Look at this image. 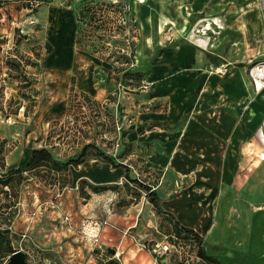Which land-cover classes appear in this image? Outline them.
<instances>
[{
	"label": "rangeland",
	"instance_id": "1",
	"mask_svg": "<svg viewBox=\"0 0 264 264\" xmlns=\"http://www.w3.org/2000/svg\"><path fill=\"white\" fill-rule=\"evenodd\" d=\"M157 1L148 0L146 4H136L135 0H0V167L4 166L7 158L16 161L24 157L26 150L31 148L45 147L50 150L54 159L64 162L76 157L83 145L92 143L112 156L117 163L130 165L129 175L132 179L154 187L160 183L162 173L159 171L152 173L151 177L145 174L142 164L145 154L138 150L142 147H137L132 157L124 154L118 156L123 150H127V140L120 138V133L134 122V115L131 114L126 118L121 116L119 121L120 111L125 109L126 103L132 101V98L128 100L124 94L133 95L135 103L141 102L145 98L141 91H147L155 81L148 78V68H140L144 62L141 38L147 32L141 22L143 18L150 17L152 27H155ZM87 4L101 21L107 23L103 28L96 29L98 22L89 20L87 14L79 15V11ZM259 4L264 24V0H260ZM122 17L127 20L125 26L119 23ZM202 28L197 25L193 31ZM228 38L227 43L231 46L238 41L239 36L230 31ZM76 40L80 41L79 44H76ZM203 43L204 41L198 44L204 45ZM153 45L154 54L163 50L156 48V39L153 40ZM122 50L130 53V56L122 53ZM240 51L234 49L231 53L236 58ZM97 52L111 56L114 67L118 69L131 68L133 73L144 74L139 84L146 88L123 86L121 80L119 83L120 73L111 76L118 79V82H109L102 68L104 60L92 54ZM121 56L126 58L127 63L117 60ZM24 58L36 63V66L24 68L23 72L28 79L26 82L5 65L6 59L20 63ZM252 65L254 64L236 70L234 74L227 69L223 74L215 72L216 69L210 71L214 85H218L213 92V104L201 115L197 114L196 120L188 115L176 123L166 125L150 122L145 126L150 138L146 143L156 146L170 144L172 149L183 145L187 154L198 160L203 158L205 153L202 150L206 144L213 147L212 154L220 155L221 146L227 142L228 135L230 137L237 129L244 130V139H240L245 151L244 164L243 167L232 169L231 175L236 177L229 183L228 191L221 182L224 169H190L183 166L180 160L172 161L171 177L159 187L163 201L170 195L169 188L175 189L177 195H186V191L194 190L198 200L192 203L204 210L203 213L199 210L187 211L184 209L183 199H179L176 201V208H181L182 212L178 218L184 223L198 226V232L204 239L205 230L214 226V222L211 219L205 223L203 214L217 217L215 226L225 230L227 245L235 249H246V245L252 242L250 237L252 238L253 233L248 229L256 223L260 226V243L264 245V148L260 142L264 137V107L260 110V125L258 120L256 127L254 123L243 125L245 121L231 113L235 112V108H229L221 98L225 95L226 101L227 98L237 96L253 97L254 90L250 85L252 80L248 74ZM97 77L104 79L98 82ZM219 77L224 79L223 86H220L219 80L215 81ZM81 83L104 88L108 92L104 101L86 102L71 95L70 87ZM127 83L133 82L128 80ZM254 145H260V157L258 154L254 155ZM255 150L257 151V147ZM180 154L177 151L171 155ZM259 159L260 164H255L254 160ZM191 170H195L196 176L188 177L187 171ZM121 172L123 173L119 172L117 175L118 172L108 164L90 156L83 164L76 168L69 167L67 171L50 172L47 168H39L35 172L24 173V179L20 183L14 177L9 187L0 186L1 224H7V220L12 222L14 218L25 214L32 216V213H37L40 219L38 224L47 223L59 234L61 230L63 234L60 235V242L73 246L82 236L79 231L81 214L78 210L82 204L97 195V207L99 204L100 210L97 217L101 227L108 225L112 216L115 219L113 226L125 230L126 237L142 244L147 253L156 244L168 243L177 250L170 254V259L175 260L173 264L184 260L188 264L194 263L192 258L196 255V248L175 237L171 222L164 216L156 215L144 193L134 184L127 183L123 177L125 172ZM82 175H85L84 179L73 181ZM258 178L259 192L255 193L254 198L253 187L256 188V183L253 182ZM66 180L67 186L64 185ZM80 187L88 195L87 199L81 195ZM93 188L98 189V192H94ZM221 190L228 193L225 196L227 200H209L210 197L205 195L207 192L209 195L220 193ZM205 203H208V208L203 209L202 205ZM5 212L7 215H2ZM258 213L262 215L261 220L255 217ZM22 239L20 235H15L14 246L11 247L30 251L31 264H40L34 257L36 253H41L39 245L28 239L21 241ZM98 251L100 259L110 264L106 261L111 251ZM2 256L3 252L0 251V264ZM178 257L181 259L178 260ZM50 264L56 263L51 260Z\"/></svg>",
	"mask_w": 264,
	"mask_h": 264
},
{
	"label": "crops",
	"instance_id": "2",
	"mask_svg": "<svg viewBox=\"0 0 264 264\" xmlns=\"http://www.w3.org/2000/svg\"><path fill=\"white\" fill-rule=\"evenodd\" d=\"M259 1L199 0V5H197V0H158L155 27H152L150 17L143 18L141 22L147 32L141 38V53L144 62L140 68H148V78L155 79V81L147 91H141L145 97L141 102L135 103L133 95L124 94L128 100L132 98V101L126 103L125 109L120 111L123 115L119 113V120L121 116L126 118L130 114L134 115L133 124L125 129L126 135L123 139L127 140L125 141L127 150L124 156L132 157L136 148L142 147L138 150L143 151L145 154L142 163L144 170H146L145 174L151 177L155 171L162 173L161 184L153 186L158 194L160 207L163 211L172 214L181 226L192 229L201 239L203 238L202 234L198 232L199 227L192 223H184L185 221L179 219L178 216L182 210L176 208V201L183 199L184 209L193 212L199 210L200 213H203L204 210L198 209L196 204L192 203V201L198 200L197 193L194 190H188L186 195H177L175 189L170 190L169 188L170 195L166 201H163L159 187L163 182L165 183L169 176L171 177L172 161L180 160L183 166L190 169L197 167L224 169L221 182L228 191L229 183H232L233 178L236 177L231 175V173L233 174L232 169L243 167L244 164L245 151L243 150V144L240 142V139L241 141L244 139V130L237 129L236 133L231 134L230 137L228 135L227 142L221 146L220 155L212 154L213 147L206 144L202 150L205 154L202 155V159L198 160L196 157L187 154V150L183 145H178V149L176 147L172 149L170 144L156 146L155 144H148L149 142L146 143V140L149 141L150 138L147 136L149 132L145 131V126L150 122L166 125L176 123L188 115H191V119L196 120L197 114L201 115L213 104V92L218 85H214L210 71L225 66L228 72L234 74L236 70L244 69L264 54V24L260 14ZM147 2L148 0H135L136 4H146ZM130 3L129 9L131 10ZM202 13L203 16H201ZM197 25L203 28L193 31ZM230 31L239 36L238 41L233 42L231 46L227 43L229 42L228 34ZM154 39H156L158 45L156 48L163 49L158 54H154ZM203 41L204 45L198 44ZM234 49L241 50L236 58L231 53ZM102 62L104 64L102 68L106 74L105 78L109 82H118V79L111 77L112 75L116 76L113 68L115 63L105 60ZM120 77L121 75H119V83ZM219 78H216L215 81L219 80L220 86H223L224 79ZM103 79L97 77L98 82L103 81ZM250 85L254 90L252 81ZM74 89L83 92L92 101L95 100L94 102L104 101L108 94L106 90H103L104 88L92 87L87 83L76 84ZM221 98L222 102L226 103L229 108H235V112L232 111L231 113L236 118L239 117L241 121H245L243 125L254 123L255 126L256 120L260 125V110L264 107V89L261 94L254 90L253 97L237 96L227 98L226 101L225 95ZM119 104L122 106V103L119 102ZM224 114L227 115L228 112H224ZM254 126L253 128L256 127ZM260 142L264 148V137ZM256 147L257 151L255 150ZM253 149L254 155L260 154V145H254ZM32 150V148L26 150L24 157L16 161L7 158L4 161V169H0V174L11 168L23 167L30 154H32ZM177 151L181 152L179 156L171 155ZM10 154L8 157L11 156ZM260 160H254V163H259ZM127 166L130 173L131 167L130 165ZM113 170L118 172L117 175L124 171L121 168ZM88 174L90 177L92 176L90 173ZM187 174H189L188 177L191 175L196 176L195 170L187 171ZM82 176L75 178L73 181L84 179L85 175ZM66 183L67 180L64 185ZM253 183H256V188L253 187L255 198V193L259 192V178ZM227 194L221 190L220 193L214 192L209 195L207 192L205 195L207 198L210 197L209 200H227L225 197ZM94 196L89 202L82 204L78 210L81 214L79 231L82 236L79 237L81 239L80 241L77 240L76 245L70 246L68 243H61L60 235L63 234L62 231L60 230L61 234H59L47 223L45 225L38 224L40 219L37 213H32V216L25 214L16 217L12 222L7 220V224H1L0 220V230L7 229L9 231L11 246H14L13 239L15 235H20L23 238L21 241L28 239L38 244L41 253H36L34 257L40 264H50L51 260H54L56 264H106L105 261L100 259L101 255H99L98 250L102 249L111 251L106 261H109L110 264L174 263L175 260H171L170 255L162 258L159 261L160 263H156L153 257L144 250L142 244L128 236L126 237L125 230L116 229L113 226V220L115 219L112 216L110 217L112 222L110 221L108 225L101 227L97 217L98 214L100 215L99 204L97 207L98 199H96L97 195ZM97 198L99 197L97 196ZM221 204L223 205V203ZM202 207L203 209L208 208V203H205ZM2 215H7V212ZM203 216H205V223H208L211 219L214 222V226L205 230L204 239L202 240L201 248L207 256L214 258L218 264H264V245L260 243V226L257 223L251 225L248 229L249 232L253 233L252 238L250 237L252 242L246 245V249H238L237 247L235 249L227 245L225 230L215 226L217 217L214 218L210 214H203ZM255 217L261 220L262 215L258 213ZM93 250L96 252L92 253ZM15 251L25 253L27 263L31 264L32 255L30 254L32 253L30 251L22 248L15 249ZM8 257L2 256V264L7 262ZM180 259L181 257H178V260ZM193 260L194 263L192 262V264H205L196 255L192 258ZM182 263L188 264L186 260Z\"/></svg>",
	"mask_w": 264,
	"mask_h": 264
},
{
	"label": "trees",
	"instance_id": "3",
	"mask_svg": "<svg viewBox=\"0 0 264 264\" xmlns=\"http://www.w3.org/2000/svg\"><path fill=\"white\" fill-rule=\"evenodd\" d=\"M88 15L89 20H93L94 22H98L97 28L100 29L103 28L107 23L105 21H101L99 19V16L93 11V9L90 7L89 4L85 5L80 11L79 15ZM98 17V19H96ZM79 40H76V44H79ZM94 52V51H93ZM93 55L97 56L100 59H103L105 61H111L112 62V57L109 55H105L103 52H97V53H92ZM21 58V56H20ZM23 59V58H22ZM21 59V60H22ZM24 60H26L24 58ZM21 61L20 63H14L11 61V59H6L5 65L6 68L10 71H15L18 76L23 79L25 82L27 79L26 75L24 74L23 70L26 66H36V63H31L30 61ZM119 61L126 60L124 56L118 57ZM127 61V60H126ZM125 61V62H126ZM113 63V62H112ZM127 63V62H126ZM114 71L116 73L121 74V84L123 86H131L134 88H139L141 85L139 84L142 80V77L144 74L142 73H133L131 71V68H122L118 69L114 67ZM11 74V73H8ZM73 81V78L71 79ZM129 81L133 83H127ZM73 83V82H72ZM2 89V88H1ZM70 94L73 96H77L79 98H82L86 102H94L88 97L86 94L83 92H78L74 89L73 85L70 87ZM78 99V98H77ZM120 121V120H119ZM126 135L125 131H122L120 133V138H124ZM125 151L123 150L118 156H121ZM32 154H30L29 159L25 162L24 166L22 168H15V169H10L7 170L6 172L0 174V186L2 187H9L10 184L13 182L14 177H17L18 183H20L24 177V173H31L37 171L39 168H47L48 171H67L69 167H78L79 165L83 164L86 159L90 156L93 158H97V160H100L101 162L108 164L111 166L112 170L113 169H118L121 168L124 170V179L127 183L129 184H134L140 191L144 193V196L147 200V202L152 206L153 211L156 215L158 216H164L166 217L172 224L173 227V233L176 238L184 240L189 242L191 245H193L196 248V257H198L202 262L205 264H218L217 261L212 258L207 256L202 248V240L201 237L196 234L192 229L186 228L181 226L175 219V217L162 210L160 207V200L158 197V194L156 192V189H154L153 186L146 184L144 182H140L137 179H132L129 175V168L127 165L123 164L122 162L117 163L115 159L112 156L107 155L103 150H101L99 147L95 146L92 143H87L82 146V148L79 151V154L74 157V158H69L68 160L61 162L56 159H54L52 153L50 152L49 149L47 148H39V149H33L31 151ZM0 169H4V166L1 165ZM80 193L82 196H84L85 199L88 198V195H86L83 192L82 187L79 188ZM94 192H98V189L93 188L92 189ZM0 243L1 247L0 251L3 252V257H8L10 256L15 250L11 247L10 244V239H9V231L7 229L0 230ZM158 263H160L158 261ZM177 264H183L182 262H179Z\"/></svg>",
	"mask_w": 264,
	"mask_h": 264
},
{
	"label": "built area",
	"instance_id": "4",
	"mask_svg": "<svg viewBox=\"0 0 264 264\" xmlns=\"http://www.w3.org/2000/svg\"><path fill=\"white\" fill-rule=\"evenodd\" d=\"M123 26L126 25L127 20L125 17H122L119 21ZM129 44V42H127ZM131 45V44H129ZM122 53H127L122 50ZM128 56H130V53H127ZM254 65L251 66L249 69V77L252 80L253 85L256 88V82H260L262 85V89H264V54L253 63ZM215 72H218L220 74H223L226 72V67L222 66L219 69H216ZM146 87L144 85L140 86V89H145ZM119 129V127L117 128ZM149 254L152 255L154 261L157 263L160 261L162 258H164L167 255H170L172 252H177L174 246L168 243H163V244H156L153 246L150 250H148Z\"/></svg>",
	"mask_w": 264,
	"mask_h": 264
},
{
	"label": "water",
	"instance_id": "5",
	"mask_svg": "<svg viewBox=\"0 0 264 264\" xmlns=\"http://www.w3.org/2000/svg\"><path fill=\"white\" fill-rule=\"evenodd\" d=\"M5 264H28L26 261V254L22 251H15L8 257Z\"/></svg>",
	"mask_w": 264,
	"mask_h": 264
},
{
	"label": "bare ground",
	"instance_id": "6",
	"mask_svg": "<svg viewBox=\"0 0 264 264\" xmlns=\"http://www.w3.org/2000/svg\"><path fill=\"white\" fill-rule=\"evenodd\" d=\"M262 87V85L260 84V82H256V88H255V86H254V90L256 91V92H259L260 94H261V92L263 91V89L261 88Z\"/></svg>",
	"mask_w": 264,
	"mask_h": 264
}]
</instances>
